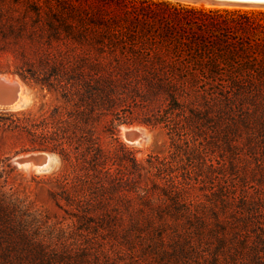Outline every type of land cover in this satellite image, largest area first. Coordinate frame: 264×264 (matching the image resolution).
<instances>
[{"label":"trees","instance_id":"obj_1","mask_svg":"<svg viewBox=\"0 0 264 264\" xmlns=\"http://www.w3.org/2000/svg\"><path fill=\"white\" fill-rule=\"evenodd\" d=\"M93 1L104 6L114 3ZM154 7L153 11H132L141 18L150 15L162 27L161 33L136 34L129 29L116 38L120 33L113 30L114 24L90 19L109 36L101 53L107 57L103 63L90 56L87 63L83 61L85 65H69L46 54L39 60L42 70H37L25 61L27 68L17 71L21 79L57 95L64 106L40 115L1 110L0 130L26 139L31 151L60 156L63 168L53 176L60 189L56 197L59 208L77 223H107L110 233L120 236L115 248L120 255H133L124 245L134 248L145 224L119 227L112 223H147L145 240L161 247L165 263L202 264L206 258L198 243L202 236H211L217 242L211 264H264V223L259 218L264 216V194L256 191L255 199L250 200L246 189L238 195L230 183L220 182L208 192L207 200L193 193L195 181L206 182L200 175L197 178L201 179L193 177L198 161L205 164L210 158L208 148L202 147V136L207 145L222 140L224 149L231 151L239 148L233 136L242 138L241 126L247 130L248 141L257 126L264 127V13L175 7L166 1ZM179 26L207 27L206 39L176 31ZM234 99L248 103L238 120L231 115L236 108ZM134 124L164 127L174 147L170 158L150 156L145 166L129 154L126 164L116 150L103 147L101 131L114 132L116 127ZM255 146L249 145L254 155ZM183 157L190 169L182 167ZM256 163L264 185V162ZM236 164L233 158L229 174L235 172ZM151 171H155L152 177L146 176ZM5 188L0 184V223H18ZM169 223L187 226L182 230ZM2 229L0 234H4ZM14 232L9 229L4 234L12 242L6 243L10 246L15 245ZM24 235L18 236L24 250L30 249L40 263L53 261ZM168 237L171 249L166 248ZM138 243L144 252L145 242ZM86 250L78 251L75 259H71V251L60 256L67 260L65 264L79 260L84 262L79 264H87L91 254ZM99 254L93 257L99 260ZM2 256L8 258L5 253Z\"/></svg>","mask_w":264,"mask_h":264},{"label":"rangeland","instance_id":"obj_2","mask_svg":"<svg viewBox=\"0 0 264 264\" xmlns=\"http://www.w3.org/2000/svg\"><path fill=\"white\" fill-rule=\"evenodd\" d=\"M112 1L116 4L109 2V5L104 6V4H98L93 0H0V71L2 72L0 76L9 77L19 82L24 92L20 106L7 109V111H32L34 114L40 115L50 112L55 107L64 106L57 95L41 91L32 82H25L21 79L17 71L26 67L25 61L37 70H42L43 67L40 66L39 60L41 57L45 58L46 54H49L52 60H63L69 65H83L84 62L87 63L90 56H93L92 59H96V62L107 61V57L101 54L106 50V42L109 37H107V30L94 25L90 20L92 18L114 24L113 30L120 33L116 35L117 38L121 33L128 32L129 29L135 31L136 34L144 32L148 34L161 33L162 27L150 19V15L147 17L143 15L141 18L137 16L134 10L148 8L153 11L154 5L164 1L170 2L175 7L183 5L206 10H238L256 16H261L264 13L262 7H210L203 3L191 5L172 0ZM132 9L134 10L132 11ZM207 30V27H199L198 29L180 27L176 29V31H183L187 34H195L204 40ZM213 35L216 36V34ZM116 42L119 40L116 39ZM234 100L236 108H233L231 115L235 120H238L242 116V112L246 110L248 103L242 99ZM240 129L243 133L242 138L233 136V139L237 140L239 148L231 151L224 149L223 141L216 136L214 139L217 138L219 144L215 145H207L203 139L204 136L200 139L202 147L208 148V156L210 157L209 160L205 161V164L198 161L199 169L195 170L193 175L194 179L203 178V181H206L205 184H198L195 181L197 185L193 193L200 199L207 200L208 192L219 182L221 184L230 183L233 188L237 189L235 193L238 195H241L243 189H246L247 193L250 194V200L255 199L256 191L264 194V185L261 184L262 170L257 168L256 163L258 160L264 162V150L261 149L264 148V127L259 125L254 129V137L251 141L247 140V130L242 126ZM132 134H140L141 137L135 138L131 136ZM100 136L103 147L111 151L116 150L117 156L126 164L131 158L130 155L147 166L150 156L170 158L174 151L168 131L162 126L122 125L116 127L114 132L103 130ZM251 143L256 144V156L250 152L249 145ZM30 149L31 145L26 139L11 137L9 133L0 130V184L6 186L4 190L7 196L5 197L7 202L14 206L16 221L18 222L0 223V230L3 228L4 234L9 229L15 231L14 240H12L15 245L13 246L6 244L12 242L7 241L4 234H0L4 235L0 238L2 239L0 240V264L42 263L37 260L36 255L29 253L30 249L24 250L26 248L19 242L18 237L21 232L30 242L36 243V247L43 248L49 257H53V261L46 264H65L67 260H62L63 257L60 255L64 252L67 253L66 251H71V255H73L71 259H75L78 251L83 248H87L89 251H86L91 254L87 264L165 263L161 258L160 246L151 245L146 241L148 239L145 227L147 223H112L119 227H128L134 224L135 226H143L145 224L144 228H140L141 231L137 234L138 239H136L138 242H145L147 249H144L143 252L138 242L134 248L131 247L132 249H128V246L124 245V250L134 251L131 255L133 258H131V256L124 254L120 255L121 251L115 249L116 244H118L117 241H121L120 236L119 234H111L110 228L105 227L107 223H77L75 220H71L56 202L60 189L54 182L53 176L63 168L60 156L51 152L31 151ZM237 153L243 156L235 158L233 154ZM233 158L237 161L236 170L233 174H229L231 172L230 163ZM41 159H46V162L42 164ZM189 164L188 159L183 157L182 167L190 169ZM179 167L182 171V167ZM154 172L146 173V176L152 177ZM199 175L201 178H197ZM219 177L222 178L220 181ZM5 181L7 184H4ZM146 182L149 184L148 181ZM247 215L250 216V214ZM259 218L261 223H264V216ZM250 221L252 219H249ZM101 224L102 227L99 229L98 225ZM169 225H177L183 230L187 223H169ZM104 227L105 230H103ZM166 239V248L171 249L169 246L172 245L171 238ZM201 240L202 243H198V247L206 258V261H201V263L211 264V256L217 253L215 248L217 242L211 236H202ZM87 241H89L90 247L85 245ZM113 244L115 246H111ZM102 251H105L104 255ZM4 253L7 254L8 258H3L2 254ZM96 253H100L99 260L93 257ZM132 259L138 261L132 262ZM82 262L83 260H79V263ZM79 263L74 262V264Z\"/></svg>","mask_w":264,"mask_h":264},{"label":"water","instance_id":"obj_3","mask_svg":"<svg viewBox=\"0 0 264 264\" xmlns=\"http://www.w3.org/2000/svg\"><path fill=\"white\" fill-rule=\"evenodd\" d=\"M184 4H208L213 7H262L264 0H172ZM13 84L6 83L0 79V109H11L19 99V82L13 80ZM42 163L46 159H41Z\"/></svg>","mask_w":264,"mask_h":264},{"label":"bare ground","instance_id":"obj_4","mask_svg":"<svg viewBox=\"0 0 264 264\" xmlns=\"http://www.w3.org/2000/svg\"><path fill=\"white\" fill-rule=\"evenodd\" d=\"M206 5H208V4H206ZM208 6H210V7H213V6H211V5H208ZM0 79L2 80V81H4V82H6V83H9V84H13L14 82H13V80L12 79H10L9 77L8 78H6V77H3V76H0ZM19 84V83H18ZM19 86H20V93H19V99H18V101L15 103V105L12 107V108H16V107H18V106H20V103H21V101L23 100V98H24V92H23V89H22V86L19 84ZM131 133V132H130ZM131 136H134L135 138H140L141 137V135L140 134H132ZM41 164V163H40ZM43 164V163H42Z\"/></svg>","mask_w":264,"mask_h":264}]
</instances>
